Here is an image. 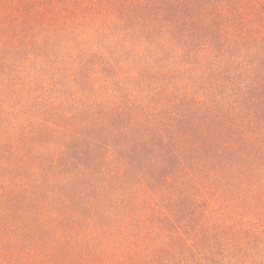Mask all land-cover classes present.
Wrapping results in <instances>:
<instances>
[{"label":"trees","instance_id":"1","mask_svg":"<svg viewBox=\"0 0 264 264\" xmlns=\"http://www.w3.org/2000/svg\"><path fill=\"white\" fill-rule=\"evenodd\" d=\"M0 264H264V0H0Z\"/></svg>","mask_w":264,"mask_h":264}]
</instances>
